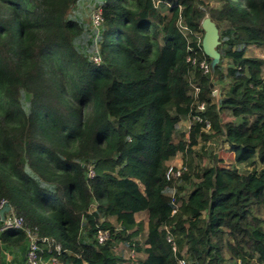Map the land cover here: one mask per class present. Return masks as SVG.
Returning a JSON list of instances; mask_svg holds the SVG:
<instances>
[{
  "label": "trees",
  "instance_id": "trees-1",
  "mask_svg": "<svg viewBox=\"0 0 264 264\" xmlns=\"http://www.w3.org/2000/svg\"><path fill=\"white\" fill-rule=\"evenodd\" d=\"M82 2L0 0V208L21 221H0V264H31L32 238L40 262L123 264L127 242L137 264H264V57L246 55L264 50V0H94L91 26Z\"/></svg>",
  "mask_w": 264,
  "mask_h": 264
},
{
  "label": "built area",
  "instance_id": "built-area-1",
  "mask_svg": "<svg viewBox=\"0 0 264 264\" xmlns=\"http://www.w3.org/2000/svg\"><path fill=\"white\" fill-rule=\"evenodd\" d=\"M100 20V16L98 13H96L94 15V22L95 23H98ZM95 60H98V57H95L94 58ZM200 67L203 69L204 72H209L210 71V66L208 63H206L205 61H202L200 63ZM191 88L197 93L198 90H199V87L197 85H191ZM204 109V103H200L198 105V109L199 111H202ZM195 121L197 122H200L201 125L205 128V129H208L210 127V123H209V120L208 119H202L201 116H199L198 114L194 115L193 118ZM190 127V124H188V128ZM187 129V127H186ZM182 169V166L180 167H177V165L175 163H171L168 164L167 166V169L165 171V177L167 179L169 178H177L180 174H181V170ZM172 203H173V209H172V214H175L176 211H177V208H178V203L175 201V198L172 196ZM3 227H9V226H18L21 224V221L19 218L17 217H12V218H7L5 220H3ZM165 230H166V240L170 243V247H171V250L173 252H176L177 250V247H176V244H175V241L173 239V236L171 235L170 231H169V228L168 227H165ZM108 231L106 230H99L98 233H97V238H98V241L99 242H104L107 237H108ZM57 249L59 248V245L56 246ZM35 249H36V244H35V239L32 238V240L30 241L29 243V252H28V261L31 263V264H55L57 261L54 257L48 259V261H44V262H40L37 255H36V252H35ZM178 264H185V259L184 258H180L177 260Z\"/></svg>",
  "mask_w": 264,
  "mask_h": 264
},
{
  "label": "rangeland",
  "instance_id": "rangeland-1",
  "mask_svg": "<svg viewBox=\"0 0 264 264\" xmlns=\"http://www.w3.org/2000/svg\"><path fill=\"white\" fill-rule=\"evenodd\" d=\"M211 3L213 4L214 2L212 1ZM93 5H94V0H83V2H82V7H83L82 12L84 13V16H86L89 25L91 24V21H92V23L94 22L93 21L94 20V15L97 13V12L95 13V11L93 10V8H92ZM89 6H90V8H89ZM91 9H92V12H90ZM89 14H91V15H89ZM93 25H94V23H93ZM249 56H255V55H249ZM259 57H264V53H261V56H259ZM262 75L264 76V70H263ZM216 89H218V87ZM181 125H182V123H181ZM181 130L185 132L186 131V126L185 127L181 126ZM175 139L177 140V137ZM210 141H211V143L213 145L216 146L214 151L216 152V161H217L218 165L229 167V166L235 164L234 153L228 150L227 144L225 142H223V143L220 142L218 144H214L212 142V140H210ZM179 157H180V154L175 159H173L172 162H171V163H175L177 165V167H179V166L181 167L182 166V161H181V158H179ZM168 164H170V163H168ZM238 166L242 170L251 169V167H252L251 165H248V164H245V163L239 164ZM3 219L4 218H1L0 221L3 220ZM137 238L139 240L143 239V236L141 235V233L138 234ZM123 248H129L127 242H123V243L118 244L116 246V252L121 254L124 251H127L126 249L124 251H122ZM123 255L125 257V255H127L126 252H124ZM46 261H48V260H46ZM55 264H58V263L56 262Z\"/></svg>",
  "mask_w": 264,
  "mask_h": 264
},
{
  "label": "water",
  "instance_id": "water-1",
  "mask_svg": "<svg viewBox=\"0 0 264 264\" xmlns=\"http://www.w3.org/2000/svg\"><path fill=\"white\" fill-rule=\"evenodd\" d=\"M201 28L203 29V36L201 39V46L203 52L211 58L209 63L210 72L213 75L215 72V65L219 62L220 54L217 51L219 43V32L216 24L209 18L205 17L201 21ZM9 205L4 203L0 208V217L3 218V213L9 210ZM0 218V219H1Z\"/></svg>",
  "mask_w": 264,
  "mask_h": 264
},
{
  "label": "crops",
  "instance_id": "crops-1",
  "mask_svg": "<svg viewBox=\"0 0 264 264\" xmlns=\"http://www.w3.org/2000/svg\"><path fill=\"white\" fill-rule=\"evenodd\" d=\"M261 53H264V50L261 49L260 47H257V46H250L246 50V55L261 56ZM181 123H182V125H181ZM186 125H187L186 121L183 120L180 122L179 127L181 129V126L185 127ZM136 220L142 221L143 231L145 232L146 228H147V215L144 212H138L136 214ZM125 249L127 251H124ZM122 251L126 252L127 255H125V257L128 258L123 264H137L138 259H142L145 257V254L143 252H132L129 248H123Z\"/></svg>",
  "mask_w": 264,
  "mask_h": 264
}]
</instances>
